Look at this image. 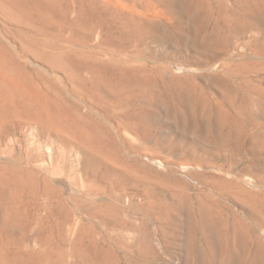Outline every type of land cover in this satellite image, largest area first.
<instances>
[{"label":"bare ground","instance_id":"1","mask_svg":"<svg viewBox=\"0 0 264 264\" xmlns=\"http://www.w3.org/2000/svg\"><path fill=\"white\" fill-rule=\"evenodd\" d=\"M57 2L58 0H0V14L8 16L7 12H11L12 16L19 15L30 22L32 19L39 21L43 20L45 12L57 11L60 6L57 7ZM116 5H119L129 13V15H124L126 12L121 14L116 11V23L119 24V26L116 25V27L118 26V30H116L119 31L120 36L123 37L126 30L131 33V37L122 39L121 43L129 41L133 37L142 36L140 33L144 29H147L145 32H148L149 29L146 27L150 24L149 18L155 17L154 15L159 12L158 8L164 6L172 14L175 13L173 17L175 16L176 20H181L182 25H186L189 32V40L187 42H189L193 51L211 54L212 57L213 55L225 56L224 65L228 74L227 78H229V83L225 81V85L230 84L232 88L229 87L230 90L225 93L222 92L223 94L220 91V94H222L221 102L227 106L229 105V109H221L216 105L215 101L214 104L219 107H217L219 112L210 111L211 113L208 115L209 122H205L202 118L198 119L199 123L194 120L195 124H198V132L202 131L203 134L208 131L209 133L207 134H212L210 136L212 139H216L224 147H230L232 153L233 151L239 153L248 150L256 152L260 150V153H264V0H130L124 4L116 1ZM81 9L84 11L86 8L84 10L83 8ZM82 11L81 13H83ZM86 12L88 11L84 12L87 16ZM62 13L64 12L62 11ZM56 15L54 14V16ZM12 16L9 15V17ZM62 17L65 16L62 14ZM81 17L86 25L89 27L94 26L89 19L84 18L82 15ZM119 33L117 32V34ZM172 34L170 35L173 38ZM171 36H169V39ZM137 39L139 38L135 40ZM140 41H143V39ZM119 47L121 48V46ZM176 47L178 48V45ZM187 48L188 46L186 45V50ZM125 52L123 49L116 50V58L108 59V61L97 60L99 62L94 61L95 63H92L93 57L91 56L90 65L87 63L84 66L90 72V79L85 80L84 88L80 86L83 89L81 92L84 93L85 97L89 95L91 100V102L88 100L89 103H93V100L95 103H102L105 99L114 103L116 107V129H114L116 130V136L119 132V134L121 132L122 134L138 132V135L140 124L157 113L153 112L151 108H155L159 102H163L161 100L162 94H157L153 89L158 80L154 82L151 72L146 71L145 62H135ZM1 53L3 52L1 51ZM180 53L183 56L182 52ZM59 57L62 56L59 55ZM86 59L89 58L86 57ZM94 59L96 60V58ZM141 59L142 61L144 60L143 58ZM43 60L45 59L43 58ZM199 61H197V64ZM9 62L12 63L13 61L11 62L10 60ZM3 63L5 65V62ZM67 63L69 64V62ZM217 63L219 62L217 61ZM15 64L13 65L15 66ZM18 68L20 67L18 66ZM54 68L56 69L57 67ZM50 72L53 74L54 70ZM11 73L9 72V74ZM71 75L73 76V74ZM76 75L78 74H75V77L73 76L75 80ZM7 76L10 78L9 75ZM239 78H246L243 81L246 88H238L237 85L242 83L237 82ZM68 79L67 76L66 80ZM21 80L23 79L21 78ZM47 80L53 82L52 79L48 78ZM71 80L73 81V79ZM8 81L5 78H0V146H5L3 149L0 148V156L6 155L7 158L5 163L1 164L0 162V264H122V260L125 264H149L158 257L154 245L160 246L165 250V253L163 252L167 261L165 264H264L263 243H259L255 238H250L248 241L241 234L249 233L250 230L248 228L240 229L236 227V229H232L226 218L210 213V210L202 205L197 206V212L185 208L183 212L181 211L178 214L174 212L175 214L173 213V215L169 214L172 208L169 210L167 207L166 209L162 208V210L161 206H159L160 210H157L158 212L155 215L151 214L152 216L142 217L139 223L131 222L127 226L122 227V224L117 222L118 227L121 229L126 228L132 234H126L122 231L116 233V208L114 210L116 205L104 200L108 194L107 188L108 186L110 187L107 178L111 176V171L109 172L104 167L105 170H103L102 158L108 151H111L109 150L111 142L117 140L112 136L109 127L101 122V118L104 116L101 115L100 119L98 117L92 118L90 116L91 113H87L85 120L83 119L84 121L82 119L79 120L80 118H74L69 122H63L64 119L61 115V120H63L60 122V119L58 120L55 117L56 114L52 115V110V113L48 110L50 108L48 96L38 93L39 89L35 92L39 84L37 86L34 85L36 87L35 89L33 88L34 91L26 90V93H21L19 84H16L18 80L10 83ZM51 81L48 83H51ZM76 81L78 82V80ZM214 81L216 80L214 79ZM67 83L69 82L67 81ZM168 88L170 89L171 87L168 86ZM69 89H67V91H70L68 95L69 93L71 95L72 89ZM46 90L49 91L47 88ZM60 91L64 90L60 89ZM78 91L80 93V88ZM177 92L176 94L179 95ZM72 93L74 94V92ZM73 94L72 98L70 97L71 99L76 93ZM204 94L207 95L206 93ZM197 95L199 97V94ZM167 96L169 97V95ZM173 96L170 97L173 98ZM57 97L56 99L59 100V97ZM78 97L81 98V96ZM53 99L55 100V98ZM79 100H84V98ZM218 100L217 98V102ZM68 102L71 103L72 101ZM171 102L173 101H170V104H173ZM186 103H188V106ZM186 103L183 106L189 107V105L191 106L189 103H192V101H186ZM209 103H212V101H209ZM61 104L60 106H63V103ZM164 104L167 107L170 105H167L168 103L166 102ZM214 104H210V106ZM93 105L91 104L90 106ZM109 106L111 107V104ZM207 106L204 108L208 109ZM212 107L211 110H213ZM254 107L255 111H253ZM82 108L84 107L82 106ZM198 108L197 110H199ZM68 109L70 110L71 108L68 106ZM187 109L190 111L189 108ZM209 109L206 110V113ZM156 110L158 111V109ZM178 110L180 111V109ZM182 110L181 113L183 114ZM101 111L103 110L101 109ZM198 113H194L192 117L194 118L195 114L196 116L199 115ZM106 115L105 117H107ZM185 115L183 114V117ZM151 118H149V122L150 120L152 122L153 119ZM193 118L190 117L192 120ZM65 119L67 120V118ZM181 119L183 122V118ZM179 121L181 120L179 119ZM203 123L208 125H203ZM181 125L184 126V124ZM110 127H113L112 124ZM192 132L194 133L195 131L193 130ZM144 134L141 137H144ZM52 138L56 139L53 140ZM206 140L209 139L206 138ZM214 146L215 144H213ZM219 148L221 149V147ZM54 150L66 157L71 154L70 158H74L73 161H70V168H80L73 171L74 176L72 179L75 180L76 177L81 179L79 188H75L71 183L61 182V184L56 185L51 183V180L47 182L45 177L43 178L46 181H43V183H37L33 180L36 174L55 176L57 168L54 169V165L57 164L58 166V161L61 163L64 160L56 159L53 155ZM221 150H225V148ZM252 154L254 155L255 153L253 152ZM108 155L107 153V157ZM241 155H243V152ZM217 158L220 159V156ZM44 159L47 160L45 161ZM231 169L229 168V170ZM76 172L78 173L75 174ZM43 178L42 180H44ZM82 192L86 197H89L79 200V195ZM68 204H72V207H69L70 205L68 206ZM155 210L154 212H156ZM167 210L170 212L167 213ZM148 215H150L149 212ZM84 216L91 220V222L88 221L91 223L90 226L79 220V217ZM128 238L132 240L130 246L126 244ZM129 247L135 252L136 259L133 258L131 260L127 254Z\"/></svg>","mask_w":264,"mask_h":264},{"label":"rangeland","instance_id":"2","mask_svg":"<svg viewBox=\"0 0 264 264\" xmlns=\"http://www.w3.org/2000/svg\"><path fill=\"white\" fill-rule=\"evenodd\" d=\"M116 1L124 4L130 0H62V2L61 0H58L57 7L59 5L60 6L57 8L56 12H45L42 18L43 20L35 21L32 19L31 22L25 18L20 17L19 15L12 16L11 12H7V14L12 17H9V15L4 16L3 14H0V44H2L0 45V78H5L7 81L9 80L8 83L18 80V82L16 81V84H19L18 86L21 88L19 91L21 93H26V90L34 91L33 88L35 89V86L39 84L37 86L38 88L35 89V92H37L39 89L40 91H38V93L40 92L42 95L45 94V96H48V102L50 103V108H48V110L50 113L53 112L52 115L56 114L55 117H57L58 120L60 119V122L63 119V122H69L74 118H80L79 120H83L84 118H86L85 115L87 113H91L90 116L92 118L98 117L100 119L102 116H104L101 118V122L105 126L107 125V127H109L112 136L118 141L117 142L113 140V142H111V149L109 148V150L111 151L107 152L109 154L108 157L106 153L102 158V168L104 167L109 172L111 171V176H108L109 179L107 178V182H109L110 187L108 186L107 188L108 194L106 195L104 200L116 205L115 207L112 204L114 206V210L116 208V233L122 231L126 234H132L130 230L126 228L121 229L117 224L121 223L123 227L127 226L131 222L139 223L142 217L144 218L155 215L158 212L157 210H160V208L166 209L168 207L167 209L169 210L172 208L170 210L172 213L169 210H167L166 212H170L169 214L173 215L174 212L176 214L180 213L181 211L183 212L185 208L188 210L190 209L193 212H197V206L202 205L204 208L210 210V213L218 214L223 218H226L230 223L232 229H236V227H239L240 229L248 228L250 232H245V235L241 233L242 236L248 241L250 238H255L259 241V243H263L262 245H264V153H260V150H258L257 152L248 150L246 152L242 151L243 155H241L242 152L235 153L234 151L233 154L230 147H224L223 145H220L219 141H217L216 139H212V137H210L212 136V134H207L209 133L208 131L207 133L203 134L201 130V132H198V124H195L196 122L199 123L198 119L201 118L204 119L205 122H209V113H211L212 111L214 113L219 112V107L223 110L229 109V105L227 106L221 102V96L223 94L222 92L225 93L230 90L229 87L232 88L230 84L225 85L226 82L229 83V78H227L228 74L224 65L225 56L221 57L213 55L212 57L211 54H202L193 51V48H191L189 42H187L189 40V32L187 31L186 25H182L181 20H176L174 18L175 16L173 17L175 13L172 14V12L164 6L158 8L159 12L157 13V15H154L155 17L149 18L150 24L146 27L149 29L148 32H145L147 31V29H144L140 33L143 37L140 35L135 38H131L125 43H121L122 39L126 37L130 38L131 33L126 30L124 36H120L119 31H117L119 24L116 23V11L121 14H124L126 12V14L124 15H129V13L126 10H123L119 5H116ZM81 2L85 4V7ZM81 8H83V10L85 8L86 9L82 11ZM86 10L88 11L86 12L88 14L87 16L84 13ZM62 11L64 13H62ZM81 11L83 13H81ZM54 14L57 15L54 16ZM62 14L65 17H62ZM81 15L84 18L89 19L94 26L89 27L88 25H86L84 20L81 19ZM116 25L118 26L116 27ZM116 31L119 34H117ZM171 33H173V38L170 35ZM169 36H171L170 39ZM141 37L143 41H140L142 40ZM136 38H139L140 40H135ZM184 42H187L188 44ZM175 45H178V48ZM182 45L183 47H181ZM186 45L188 46V51L186 50ZM119 46H121V48ZM121 49L126 51V55H128L131 60L135 62H145V65L147 67L146 71L151 72V75H153L154 77V82H156V80L159 81L156 82L153 89L157 92V94H162L161 100L163 102H159L157 106L158 108H151L153 112H157L156 115L151 116L152 118L148 117L140 124V131L138 134L140 136L139 138L137 135L138 132H133V134L132 132H127L123 133L124 135L122 134V132V135L119 134V132L116 136V130H114L116 129V107L114 106V103L109 102L107 99H105L106 101L103 100L102 103H95L94 100L93 103H89L91 102V100L89 99V95H87L88 97H85L84 93L81 92L83 91V89L81 88H84V84L87 80L90 79V72H88L89 70H87L84 66H86L87 63L89 64L91 62L92 57V63L99 62L97 60L108 61V59H113L114 57L116 58V50ZM1 51L3 53H1ZM60 51L61 53H59ZM180 52H182L183 56H181ZM55 53H57L58 56L55 55ZM59 55L62 57H59ZM7 57L9 60H6ZM49 57H52V59H50ZM86 57L89 59H86ZM207 57L209 60L207 59ZM218 57H221L220 60ZM43 58L45 60L47 59L48 61L43 60ZM94 58H96V60ZM141 58H143L144 60L142 61ZM54 59L57 61H55ZM10 60L11 62H13L10 63ZM50 60L52 61V64L50 63ZM197 61H199V65L197 64ZM217 61L219 63H217ZM3 62H5V65ZM67 62H69V64ZM14 63H16L17 65L15 64L14 66ZM18 66L20 68H18ZM54 67L57 68L55 69ZM50 68L54 70L53 74L52 72H50L53 71L52 69L50 70ZM62 68L63 70H61ZM9 72H12L13 74H9ZM60 72H63L64 74ZM160 72L164 75L161 76V74H159ZM70 73L73 74V76L75 74H78L76 75L78 77H76V80H78L79 83L75 80V76L73 77ZM7 75H9L10 78ZM66 75L69 78L68 80H66ZM19 76L23 80H21ZM26 76L28 77L26 78ZM44 78L46 81L44 80ZM48 78L52 79L54 83L51 80H49L51 81V83H48ZM70 78L73 79L74 82ZM55 79L57 83H55ZM163 79L165 80L163 81ZM214 79L216 81H214ZM244 80H246V78H239V81L237 82H242V86L241 84H239L237 85L238 88H246L243 83ZM67 81L70 84L67 83ZM74 83H76L77 85ZM21 84L22 86H20ZM172 84L174 87H176L174 88ZM32 85L35 86L33 87ZM60 85L62 86V88ZM165 85L171 87V90L168 88V86L166 87ZM72 86L75 87L73 88ZM224 87H227L228 89L226 88L225 90ZM46 88L49 91H47ZM69 88H71L72 92L76 94L74 95L71 92V95L70 93L68 95V92L70 91H67V89ZM79 88L80 93L78 91ZM60 89H63L64 91H60ZM75 89L78 90L75 91ZM104 89H106V87H104ZM172 90H174L175 92L173 91L171 93ZM220 91L222 94H220ZM176 92L179 93V95H177ZM63 93H65L64 96ZM204 93H206L207 95H205ZM72 94L74 95L73 99H71ZM197 94H199V97ZM76 95L81 96V98H84V100H79L81 98L78 96L76 97ZM167 95H169V97H172V95L174 96L173 98H169ZM56 96L59 97V100L56 99ZM216 97L220 100H218L219 104H217L218 102ZM53 98H55V100ZM211 98H214V101ZM67 100L72 101L73 103H69ZM85 100L87 102L89 100V102L87 103ZM170 101H173L171 103H173L174 105L170 104ZM186 101H192V103H189L191 104V106L189 105V107H187L188 103H186ZM209 101H212V103H209ZM215 101L216 105H218L219 107L214 104ZM165 102L168 103L167 105H170L168 107L164 106ZM61 103H63V106H60L62 105ZM109 103L111 104V107L109 106ZM185 103L187 104V106L184 107L183 105H185ZM221 103L223 106L221 105ZM91 104H94L93 106H95L96 109H94L95 107L90 106ZM210 104L214 105L210 106ZM67 105L69 106V108H71L70 110L68 109ZM206 105H208V109L210 108L207 113L206 110L208 109L204 108L206 107ZM82 106L84 108H82ZM195 106L197 108L199 107V110H197V108L195 109ZM97 107L99 108L97 109ZM211 107L213 110H211ZM187 108H189L190 111H188ZM191 108L194 113L197 114L199 112V115H197L199 118L196 116V114L194 116V118L196 119L192 117L194 113ZM58 109L61 112H59ZM74 109L78 111L75 112ZM101 109L103 111H101ZM156 109H158V111ZM178 109H180V111ZM181 110L184 115L186 114L184 116L185 118L183 117ZM253 111H255V107L253 108ZM112 114L113 116L111 117ZM61 115L63 118L62 120L60 117ZM105 115L108 117V119L107 117H105ZM171 116L173 117V119ZM175 116L177 119L174 118ZM178 117L183 118V122L185 123H183L182 119ZM190 117L193 118V120L190 119ZM65 118H67V120ZM149 118L153 119L152 122L151 120L149 122ZM179 119L181 121H179ZM194 120H196V122H194ZM111 124L113 127H110ZM181 124H184V126H182ZM204 124L206 123H203V125ZM144 129L147 131H145ZM193 130L195 131L194 133L192 132ZM142 132H144L145 134ZM143 134L144 137H141ZM206 134L208 135V137ZM118 135L120 138L118 137ZM197 136L200 140L197 139ZM206 138L209 140H206ZM52 139L55 140L56 138ZM114 141L116 144L114 143ZM206 142L209 143L206 144ZM114 144H118L117 146L119 148ZM213 144L218 147L214 146V149ZM3 147L5 146H0L1 149H3ZM219 147H221V149L225 148L226 151L221 150ZM230 151L232 154L230 153ZM225 152L228 154H226ZM253 152L255 153L254 155L252 154ZM247 153L249 154L247 155ZM53 155L56 157V159L59 158L61 160H64V162L61 163L56 160L58 161L59 165H54V169L57 168L55 176H47L45 174L44 176H42L36 174V176H34L35 179L33 178V180L37 183H43V181L45 182L46 180L48 182L51 180L50 182L56 185L61 184V182L68 184L71 183L75 188H79L81 179L79 177H76L75 180L72 179L74 176L73 171L80 168H70V161L74 160L73 157L70 158L71 154H68V156L66 157L54 150ZM219 156L220 159L217 158ZM0 157L1 164L7 161L6 155H1ZM44 160L46 161L47 159ZM62 163L64 164L62 165ZM104 168L103 170H105ZM229 168L232 169L229 170ZM77 173L78 172H76L75 174ZM41 176L42 178L45 177L46 180L44 178V180H42ZM41 180L42 182H40ZM87 197L82 192L80 193L78 199L82 200L86 199ZM68 206L72 207V204H68ZM159 206L161 207L159 208ZM154 209H156V212H154ZM148 212L150 215H148ZM79 218V220L85 223V225L86 223L87 226L91 225V223L88 222H91V220L87 219V217L84 216ZM131 241L132 240L128 238L126 240V244L130 246V243H132ZM154 248L156 255L158 254V257L153 259L149 264L167 263L164 254L165 250L156 245H154ZM127 254L129 255L131 260H133V258L136 259L135 252L131 247H129ZM122 264H125L123 260Z\"/></svg>","mask_w":264,"mask_h":264}]
</instances>
